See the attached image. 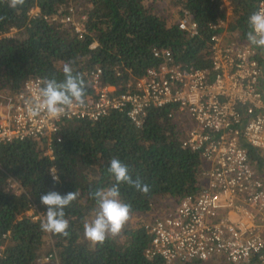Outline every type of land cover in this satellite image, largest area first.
<instances>
[{
  "label": "trees",
  "instance_id": "obj_1",
  "mask_svg": "<svg viewBox=\"0 0 264 264\" xmlns=\"http://www.w3.org/2000/svg\"><path fill=\"white\" fill-rule=\"evenodd\" d=\"M170 1L179 17L171 24L144 0H25L16 9L0 0V90L20 91L31 77H40L43 86L45 80L62 82L68 65L82 76L85 95L89 91L85 74L98 67L104 83L116 93L125 92L135 78L159 64L153 54L156 48L169 50L184 66L210 69V39L220 31H212L210 25L224 19L229 33H240L247 41L248 17L263 0H228V8L223 0ZM61 8L76 20L86 17V33L51 21ZM32 9H39L40 15L31 16ZM186 14L197 24V35L179 28ZM12 30L18 36H5ZM169 112L149 111L141 128L119 112L96 122H65L53 139V158L45 155V139L0 145V264H39L50 240L54 246L45 254L50 264H165L161 258L146 257L151 238L129 221L118 236L97 245L85 239L84 224L98 211L91 193L115 184L107 171L111 158L128 165L132 178L150 188L143 195L128 184L119 185L121 202L131 206L130 217L151 211L159 196L180 201L202 190L201 158L182 147L184 138ZM251 157L255 159L254 152ZM52 168L58 183L52 180ZM9 179L22 188L19 194L8 190ZM53 190L77 193L64 209L67 236L44 232L42 220L26 216L34 203L45 217L47 206L40 196Z\"/></svg>",
  "mask_w": 264,
  "mask_h": 264
},
{
  "label": "built area",
  "instance_id": "obj_2",
  "mask_svg": "<svg viewBox=\"0 0 264 264\" xmlns=\"http://www.w3.org/2000/svg\"><path fill=\"white\" fill-rule=\"evenodd\" d=\"M223 1L228 8V0ZM261 9L264 0L257 11ZM63 12L58 10L51 21L86 33V17L76 20ZM30 15L38 17L40 10L32 9ZM179 28L197 35V24L187 14ZM210 29L220 30L210 39V69L184 66L169 50L156 48L153 54L159 64L135 78L125 92L116 93L115 87L104 83L102 68H95L85 74L89 88L85 106L73 107L58 120L28 113L36 90L43 87L40 77L29 78L14 93L0 90V145L45 139V155L53 158V139L65 122H96L119 112L141 128L151 110L167 108L172 119L185 116L195 126L182 147L199 154L204 185L198 194L180 200L173 211L142 224L151 238L146 257L161 258L165 264L219 260L264 264V180L256 168L262 166L264 152V50L240 33H229L224 19ZM12 32L17 31L5 36ZM8 190L19 194L22 188L9 179ZM26 216L45 219L34 203Z\"/></svg>",
  "mask_w": 264,
  "mask_h": 264
},
{
  "label": "clouds",
  "instance_id": "obj_3",
  "mask_svg": "<svg viewBox=\"0 0 264 264\" xmlns=\"http://www.w3.org/2000/svg\"><path fill=\"white\" fill-rule=\"evenodd\" d=\"M10 8L23 6L25 0H7ZM249 31L248 41L257 48L264 50V9L253 12L247 20ZM64 80H45L44 86L36 90L34 101L28 108L31 117L44 114L49 119H59L73 107H84L85 82L80 74H74L70 66L63 68ZM52 180L59 182L55 170H50ZM108 173L114 177L115 184L107 190L97 189L91 195L96 199L98 211L91 223L84 224V237L93 245L103 244L111 236H118L130 219L131 206L121 202L119 185L128 184L143 195H147L150 188L139 178L133 179L128 165L117 158L110 159ZM77 199V193L68 192L61 195L57 191H49L40 196L42 205L47 206L45 219L41 222V230L51 234L67 236L69 222L65 219L64 209Z\"/></svg>",
  "mask_w": 264,
  "mask_h": 264
},
{
  "label": "rangeland",
  "instance_id": "obj_4",
  "mask_svg": "<svg viewBox=\"0 0 264 264\" xmlns=\"http://www.w3.org/2000/svg\"><path fill=\"white\" fill-rule=\"evenodd\" d=\"M145 4L148 5V7H151L153 12L164 19L168 20V23H174L178 21V9H176L170 0H144ZM73 6L71 3H69V7ZM63 11L65 9L63 8ZM77 17V16H76ZM17 32H12L10 35L15 36ZM19 34V33H18ZM18 34L16 36H18ZM176 124L178 125V128L181 132V137L185 138L186 134L190 129H192L195 124L191 122L187 117L185 116H180L177 115L176 118L174 119ZM262 154V163L264 164V152H261ZM262 164L261 168H258L260 172H264V165ZM179 200L175 198H170V197H157L154 200L152 210L144 213V214H138L136 216H132L129 219V223L133 225V227H138L141 228L142 224L151 221L152 219H155V217H160L165 215L167 212L173 211ZM96 216V215H95ZM95 216L90 218L89 223L92 222V220L95 219ZM54 244L50 240L49 245L45 248L44 250V256L41 260H39V264H50V260L47 259L48 256L47 254L50 250L51 247H53ZM190 264H226L223 260L219 261H213V262H206V263H190Z\"/></svg>",
  "mask_w": 264,
  "mask_h": 264
},
{
  "label": "crops",
  "instance_id": "obj_5",
  "mask_svg": "<svg viewBox=\"0 0 264 264\" xmlns=\"http://www.w3.org/2000/svg\"><path fill=\"white\" fill-rule=\"evenodd\" d=\"M259 155L261 156V154L259 153ZM262 166H258V165H256V168L258 169V168H261ZM204 168V167H203ZM258 172H259V174H260V176L263 178V180H264V172H260L259 170H258ZM203 185H204V181H203Z\"/></svg>",
  "mask_w": 264,
  "mask_h": 264
}]
</instances>
